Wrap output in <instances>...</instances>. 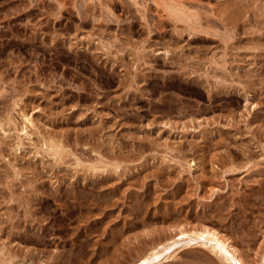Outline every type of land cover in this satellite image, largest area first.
Here are the masks:
<instances>
[{
    "label": "rangeland",
    "instance_id": "1",
    "mask_svg": "<svg viewBox=\"0 0 264 264\" xmlns=\"http://www.w3.org/2000/svg\"><path fill=\"white\" fill-rule=\"evenodd\" d=\"M206 227L260 264L264 0H0V264H136Z\"/></svg>",
    "mask_w": 264,
    "mask_h": 264
},
{
    "label": "bare ground",
    "instance_id": "2",
    "mask_svg": "<svg viewBox=\"0 0 264 264\" xmlns=\"http://www.w3.org/2000/svg\"><path fill=\"white\" fill-rule=\"evenodd\" d=\"M56 152L58 153V151ZM196 247L210 248L209 250H212L213 253L220 256L224 261H226L227 264H246L242 254L227 237L208 227L202 230L192 231H186L182 229L177 235L173 236L172 239L170 238L168 241H165L162 244L154 247V249H152L148 255L140 258L136 264H162V257L164 255H168L166 257V259H168L178 251L192 250V248ZM260 264H264V252L260 258Z\"/></svg>",
    "mask_w": 264,
    "mask_h": 264
}]
</instances>
